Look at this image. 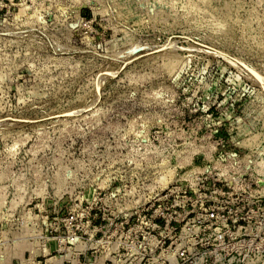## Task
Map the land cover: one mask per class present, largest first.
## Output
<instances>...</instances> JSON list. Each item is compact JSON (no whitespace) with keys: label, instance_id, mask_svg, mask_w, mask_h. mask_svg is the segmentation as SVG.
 Returning <instances> with one entry per match:
<instances>
[{"label":"rangeland","instance_id":"1","mask_svg":"<svg viewBox=\"0 0 264 264\" xmlns=\"http://www.w3.org/2000/svg\"><path fill=\"white\" fill-rule=\"evenodd\" d=\"M216 197L264 199V0H0V264H197Z\"/></svg>","mask_w":264,"mask_h":264},{"label":"built area","instance_id":"2","mask_svg":"<svg viewBox=\"0 0 264 264\" xmlns=\"http://www.w3.org/2000/svg\"><path fill=\"white\" fill-rule=\"evenodd\" d=\"M214 188L220 189L222 194L229 188L235 194L237 188L243 186L219 187L215 184ZM201 189L207 187L203 185ZM208 201L220 205V219L213 228L221 239L214 250L199 251L202 256H199L197 264H264L260 258L264 253V199L216 197L204 200V204Z\"/></svg>","mask_w":264,"mask_h":264},{"label":"bare ground","instance_id":"3","mask_svg":"<svg viewBox=\"0 0 264 264\" xmlns=\"http://www.w3.org/2000/svg\"><path fill=\"white\" fill-rule=\"evenodd\" d=\"M20 5L23 6V4H20ZM24 10H25V9H24L23 7H21L20 12L17 13V15L21 14ZM49 260H50V259H49Z\"/></svg>","mask_w":264,"mask_h":264},{"label":"trees","instance_id":"4","mask_svg":"<svg viewBox=\"0 0 264 264\" xmlns=\"http://www.w3.org/2000/svg\"><path fill=\"white\" fill-rule=\"evenodd\" d=\"M84 13L85 14H89L90 13L89 9L88 8H84Z\"/></svg>","mask_w":264,"mask_h":264}]
</instances>
